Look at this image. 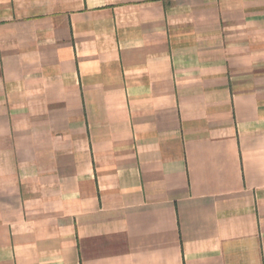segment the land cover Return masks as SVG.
Masks as SVG:
<instances>
[{
	"label": "crops",
	"instance_id": "obj_1",
	"mask_svg": "<svg viewBox=\"0 0 264 264\" xmlns=\"http://www.w3.org/2000/svg\"><path fill=\"white\" fill-rule=\"evenodd\" d=\"M0 264H264V0H0Z\"/></svg>",
	"mask_w": 264,
	"mask_h": 264
}]
</instances>
